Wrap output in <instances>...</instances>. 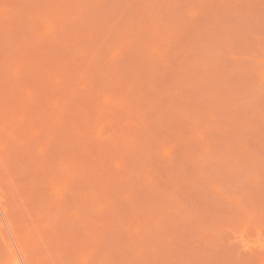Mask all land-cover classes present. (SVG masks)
I'll use <instances>...</instances> for the list:
<instances>
[{"label":"rangeland","instance_id":"obj_1","mask_svg":"<svg viewBox=\"0 0 264 264\" xmlns=\"http://www.w3.org/2000/svg\"><path fill=\"white\" fill-rule=\"evenodd\" d=\"M0 264H264V0H0Z\"/></svg>","mask_w":264,"mask_h":264}]
</instances>
